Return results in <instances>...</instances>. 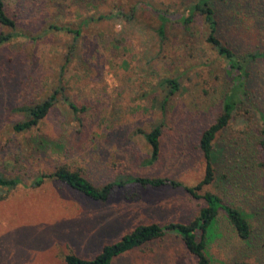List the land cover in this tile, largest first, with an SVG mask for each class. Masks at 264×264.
<instances>
[{"label":"rangeland","instance_id":"1","mask_svg":"<svg viewBox=\"0 0 264 264\" xmlns=\"http://www.w3.org/2000/svg\"><path fill=\"white\" fill-rule=\"evenodd\" d=\"M195 1L3 0L18 37L0 46V173L18 180L11 190L0 188V264H65L70 252L90 259L138 225L188 223L204 207L201 198L168 186L115 188L102 203L53 180L35 185L39 175L58 166L98 187L120 174L168 177L186 187L203 179L198 138L229 92L225 62L205 42L200 17L189 32L167 25L161 40L159 20L138 7L149 3L181 15ZM241 1L233 12L214 1L216 14L224 17L221 38L237 53L262 52L264 0ZM251 66L264 90V63ZM167 79L178 84L169 96ZM58 88L55 104L36 128L15 133L13 125L24 120L17 110L41 103ZM242 104L216 144H237L235 156L247 165L249 178L222 190L221 197L246 214L252 241L242 242L221 212L207 249L211 264H264V132L257 112H264V100L256 109ZM155 126L162 130L160 155L148 166L142 132ZM41 140L49 146L38 151L35 142ZM204 193L219 192L207 185ZM112 264L196 260L168 235Z\"/></svg>","mask_w":264,"mask_h":264},{"label":"trees","instance_id":"2","mask_svg":"<svg viewBox=\"0 0 264 264\" xmlns=\"http://www.w3.org/2000/svg\"><path fill=\"white\" fill-rule=\"evenodd\" d=\"M214 1L227 4L229 12L235 11L239 6L241 7L240 3L242 2L238 0V4H233L228 3L227 0H196L186 5L185 12L181 15L168 14L164 10L154 8L149 3H139L138 5L140 10L151 12L159 20L160 25L157 34L161 40L165 39L164 31L167 25L179 24L189 32L194 18L200 17L203 22L205 42L225 62L226 75L229 77L231 84L229 92L224 95L218 117L198 138V149L204 160L203 179L193 187H186L168 177H138L120 174L113 181L98 187L88 181L80 172L71 170L66 166H58L51 173L39 175L35 183V185H40L45 180H53L65 184L91 200L102 203L108 200L115 188H123L128 185L141 188H160L164 186L183 188L190 196L201 198L204 201V207L188 223L171 222L163 225L157 223L138 225L116 242L105 244L93 258H80L70 252L63 258L65 264H112L115 258L143 248L154 241L162 240L168 235L175 236V239L183 244L186 251L195 258L196 264H211L207 249L211 242L216 239L221 212L236 232L237 237L245 244L249 245L251 243L253 232L248 217L237 207L224 203L221 197L222 190L239 187L240 180L249 178L248 170H246L247 165L245 163L243 166V158L240 159L235 156L233 149L237 144H231L227 140H224L222 144H216V142L223 131L229 127L239 104L245 103L246 106L256 109L264 100V90L260 84L255 82L256 79L261 80V75L259 72H255V68L251 66L258 61L264 63V51L240 54L221 38L223 36L221 30L224 17L216 14ZM262 25H264V18ZM0 27L10 30L8 33L0 32V46L18 37V34L13 32L15 23L8 16L3 0H0ZM55 29L59 30L60 28L56 27ZM261 30H264V27ZM78 33L79 31H76L74 34L78 35ZM250 63L251 65H249ZM165 82L170 87L168 96L178 90V84L175 80L167 79ZM58 92H60V88L41 103L19 108L17 111L24 115V120L13 125V131L24 134L36 128L35 126L47 116L55 104V96ZM69 106L72 110H77L71 103ZM257 112L264 132V112L259 110ZM142 133L149 147L145 165L150 166L159 159L161 126H155L149 132ZM35 144L39 149L38 151L44 149L45 146H49L45 140L35 142ZM241 160L242 162H240ZM17 180V178H10L0 173V188L11 190L17 184ZM207 185L214 186L219 193L200 194L202 188ZM234 264L248 263L239 262Z\"/></svg>","mask_w":264,"mask_h":264}]
</instances>
